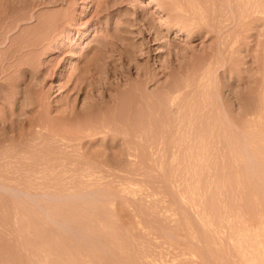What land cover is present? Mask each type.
Segmentation results:
<instances>
[{
  "label": "rangeland",
  "instance_id": "374dc122",
  "mask_svg": "<svg viewBox=\"0 0 264 264\" xmlns=\"http://www.w3.org/2000/svg\"><path fill=\"white\" fill-rule=\"evenodd\" d=\"M0 264H264V0H0Z\"/></svg>",
  "mask_w": 264,
  "mask_h": 264
},
{
  "label": "bare ground",
  "instance_id": "6f19581e",
  "mask_svg": "<svg viewBox=\"0 0 264 264\" xmlns=\"http://www.w3.org/2000/svg\"><path fill=\"white\" fill-rule=\"evenodd\" d=\"M99 4V3H98ZM97 4V5H98ZM83 8H85V6L83 7ZM158 8H160L159 7V5H157L156 7H155V10H158ZM84 10V9H83ZM71 20V19H70ZM162 21H165V18L162 16ZM97 69L98 68H96L95 66L93 67V68H91V84H93V80H94V77H95V72H97ZM99 70V69H98ZM99 73V72H98ZM98 75V74H97ZM100 75V74H99ZM102 76V75H101ZM96 80V79H95Z\"/></svg>",
  "mask_w": 264,
  "mask_h": 264
}]
</instances>
